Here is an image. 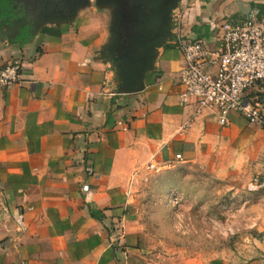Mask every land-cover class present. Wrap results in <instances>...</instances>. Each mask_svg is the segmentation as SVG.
I'll return each instance as SVG.
<instances>
[{
	"label": "crops",
	"instance_id": "crops-1",
	"mask_svg": "<svg viewBox=\"0 0 264 264\" xmlns=\"http://www.w3.org/2000/svg\"><path fill=\"white\" fill-rule=\"evenodd\" d=\"M257 10L264 0H182L174 17L214 48L222 22ZM108 27V13L92 5L71 25L0 42V67H23L16 83L0 88V264H175L148 249L136 210L132 188L150 162L219 157L264 182V128L236 111L222 125L215 110L182 104L183 54L174 45L160 50L143 91L108 92L116 72L98 58ZM247 98L264 109L259 89ZM254 189L259 203L248 219L259 232L199 264H264V186Z\"/></svg>",
	"mask_w": 264,
	"mask_h": 264
},
{
	"label": "rangeland",
	"instance_id": "rangeland-1",
	"mask_svg": "<svg viewBox=\"0 0 264 264\" xmlns=\"http://www.w3.org/2000/svg\"><path fill=\"white\" fill-rule=\"evenodd\" d=\"M221 163L228 169L221 171ZM236 168L233 160L219 157L212 163L176 160L154 170L146 167L132 192L147 224L148 249L175 264H199L215 259L220 250H237L240 241L247 243L259 232L255 219H248L259 203L260 192L252 184L257 175Z\"/></svg>",
	"mask_w": 264,
	"mask_h": 264
},
{
	"label": "built area",
	"instance_id": "built-area-1",
	"mask_svg": "<svg viewBox=\"0 0 264 264\" xmlns=\"http://www.w3.org/2000/svg\"><path fill=\"white\" fill-rule=\"evenodd\" d=\"M174 46L183 54L179 71L184 86L180 102L196 104L197 113L215 110L222 125L229 123L228 115L236 111L252 124L264 128V109L259 101L248 100L247 93L259 89L264 95V11H252L241 22L220 24V47L212 46L204 38H192L176 30ZM22 62L14 60L0 67V88L16 83L22 73ZM182 155L177 154L176 160ZM157 163L150 162L154 170ZM255 186H264L258 177ZM88 190V185L83 186Z\"/></svg>",
	"mask_w": 264,
	"mask_h": 264
},
{
	"label": "water",
	"instance_id": "water-1",
	"mask_svg": "<svg viewBox=\"0 0 264 264\" xmlns=\"http://www.w3.org/2000/svg\"><path fill=\"white\" fill-rule=\"evenodd\" d=\"M1 1V0H0ZM0 10V42L21 36L28 40L48 24L71 25L81 10L92 5L107 9L109 37L98 58L116 72L115 88L110 92H141L151 80L160 50L176 40L174 12L182 0H36L31 8Z\"/></svg>",
	"mask_w": 264,
	"mask_h": 264
},
{
	"label": "flooded vegetation",
	"instance_id": "flooded-vegetation-1",
	"mask_svg": "<svg viewBox=\"0 0 264 264\" xmlns=\"http://www.w3.org/2000/svg\"><path fill=\"white\" fill-rule=\"evenodd\" d=\"M12 4H15L18 6V8H23L24 7H28L31 8L33 5H35V3H39V2H35L36 0H11ZM136 0H132V3H135Z\"/></svg>",
	"mask_w": 264,
	"mask_h": 264
},
{
	"label": "trees",
	"instance_id": "trees-1",
	"mask_svg": "<svg viewBox=\"0 0 264 264\" xmlns=\"http://www.w3.org/2000/svg\"><path fill=\"white\" fill-rule=\"evenodd\" d=\"M1 6H2V9L4 10L5 8H9L10 4L7 0H2Z\"/></svg>",
	"mask_w": 264,
	"mask_h": 264
}]
</instances>
